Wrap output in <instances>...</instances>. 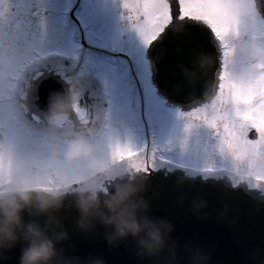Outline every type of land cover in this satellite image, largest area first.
I'll return each mask as SVG.
<instances>
[{
	"label": "rangeland",
	"instance_id": "374dc122",
	"mask_svg": "<svg viewBox=\"0 0 264 264\" xmlns=\"http://www.w3.org/2000/svg\"><path fill=\"white\" fill-rule=\"evenodd\" d=\"M65 5L64 0H0V93L6 84L2 79L4 71L14 72L12 64L18 58H26L21 66L23 77L40 58H43L41 61H60L58 58L61 56L76 54L78 47L73 41L77 33L74 31L69 43V32L62 25L60 10ZM86 7L87 10L96 9L101 5L96 1H87ZM138 9L144 15L146 13L144 20L136 17ZM101 10L105 13L104 25L97 18V11L85 13V18L93 23V27L85 29L82 38L94 46L114 51L117 64L122 70L133 61L139 80L143 83L142 91L148 89V98L144 103V121L142 122L138 113V105H135V109H129L132 114H127V89L129 93L132 91L131 88L124 87L123 73L116 74L107 67H104V72L99 69V80L106 90L105 94L116 95L115 101L119 102L111 115L110 131L94 144L77 147L75 153L70 152V147L60 148L24 135L21 141L18 137L19 146L6 142L3 145L7 144L6 150L4 148L0 155V181L7 180L8 186H16L27 178L36 185H49L54 182L51 178L45 181L50 176L55 180L59 179V182L52 185L74 184L79 188L97 178L104 169L108 172L106 170L110 167L106 165V161L120 154L130 157L127 162H136L147 145L148 137L151 146L149 153L147 151L149 161L179 160L192 162L195 166L206 165L215 170H224L228 179L236 176L247 179L249 182L243 181L246 188L261 195L264 192V139L261 138V132L264 133V19L255 12L253 0H183V4L180 3L182 17L204 18L220 40L223 78L221 93L217 99L226 96L229 103L225 105L228 108L229 128L236 132H228L227 140H221V134L220 138H214L208 155L204 157L207 150L199 146V140L193 136L192 151L189 139L197 120L198 124L207 127L206 111L212 109L204 108V112L194 114L193 111L187 114L162 110L160 102L155 98L157 93L154 95L152 89L150 64L141 54L145 40L148 38L151 41L168 23V3L164 0H106L102 2ZM142 24H148L147 31L141 30ZM125 31L126 36L122 38L121 34ZM2 46L7 48L2 49ZM32 48L38 51L40 58L35 54L31 55ZM133 49L137 51L131 52ZM46 51L48 52L42 57L41 54ZM70 61L75 63L71 55ZM18 63L19 61L16 64ZM89 63L95 65V62ZM83 70L84 75L88 74L85 64ZM94 70L97 71L96 68ZM6 75L15 78L12 73L6 72ZM12 85L17 88L16 83ZM255 95L258 98L253 101ZM214 105L216 104L213 103L212 106ZM6 107L0 103V115L5 122L8 114ZM10 123L15 124L13 117ZM36 126L41 133H49L52 129L44 124ZM249 128H256L261 134L260 138L248 139ZM210 130L215 137L221 127L214 121ZM203 134L208 138L206 131ZM197 136L201 138L200 131H197ZM221 144H226L222 156ZM207 162L210 164L207 165Z\"/></svg>",
	"mask_w": 264,
	"mask_h": 264
},
{
	"label": "water",
	"instance_id": "95a60500",
	"mask_svg": "<svg viewBox=\"0 0 264 264\" xmlns=\"http://www.w3.org/2000/svg\"><path fill=\"white\" fill-rule=\"evenodd\" d=\"M167 1L170 21L147 50L151 80L167 101L189 109L213 96L219 52L205 23L180 17L177 0ZM254 3L264 17V0ZM49 83L39 85V100L49 93ZM101 186L98 208L91 213L79 206L80 188L64 193L46 212L35 206L23 211L25 224L38 222L53 241L55 254L46 264H264V195L244 182L127 169ZM118 188L131 191L127 203L148 227L121 234L106 222L105 201ZM153 227L159 241L149 235ZM28 243L21 233L13 246L0 248V264H21Z\"/></svg>",
	"mask_w": 264,
	"mask_h": 264
},
{
	"label": "flooded vegetation",
	"instance_id": "af4514ba",
	"mask_svg": "<svg viewBox=\"0 0 264 264\" xmlns=\"http://www.w3.org/2000/svg\"><path fill=\"white\" fill-rule=\"evenodd\" d=\"M59 1L61 2V0ZM64 1H66V5L64 9L60 10V15L63 28L69 32V43L71 41V33H74V31L77 33V36L73 41V44L76 43L78 47L77 52L76 54H70L71 59H73L75 63H71L70 55H67V57L62 56L60 61L55 62L48 60V62L43 65L34 64L30 71H27L22 77V59L18 58V60H15L12 64V66H14V72L4 71L2 79L6 82V84L4 85L3 91L0 93V103L7 106L6 113L8 114L6 117L7 122H5L3 120V116L0 115V155L2 154L4 148L6 150L8 142H11V144L13 143L15 146H19L18 137L21 141L23 135L31 137L35 140L41 139L43 142L67 149L72 145H75L77 149V147L88 144L91 145L101 140L105 133L110 131L112 122L111 115H113L114 107L117 109L119 106V102L115 101L116 95L111 96L110 94H105L106 90L103 89V85L100 84L101 81L99 80L98 73L99 69L100 71L104 72V67L110 68L116 74H120L121 72L123 73L122 83L124 87H129L132 91V93H129L127 89V114H132L130 113L129 109H135V105H138V113H140L142 122L144 121V103L148 98V89L147 91H142L143 83L139 80L133 61L126 69L122 70L117 64L118 60L115 58L116 53H113L114 51L94 46L82 38L84 30L93 27V23L85 18V13L91 12L92 10H94V12L97 11L96 15L98 16L97 18H99L100 23L102 25L105 24V13L101 9L102 2H106V0ZM87 1H96L101 5V7L96 9L88 8L87 10ZM136 6L138 7L137 4ZM108 8L110 9V6ZM145 15L143 11L138 9L136 17H140L141 20H144ZM147 29L148 24H142L141 30L147 31ZM125 36L126 31L124 33L122 32L121 34L122 38ZM2 39L5 41V38ZM145 41L146 42L143 43V47L141 48V54L144 56V59L146 58V62L149 63L146 54L149 39L147 38ZM142 42L138 43L141 44ZM9 46H11V43ZM1 48L4 49L7 47L2 46ZM135 51L137 50L133 49L131 52ZM126 60L130 62L129 58ZM18 61L19 63L16 64ZM89 62H95V65L90 64ZM83 64L88 67L89 72H92L89 73L87 71L88 74L84 75L85 73L83 70ZM94 68H96L97 71H95ZM6 72L9 74L12 73V75H15V78H11L9 75H6ZM222 78L223 73L221 70L217 89L213 97L209 101L207 100V102L201 103L200 105L189 110H182L167 104V101H165V99H163L161 96L155 95L154 91L155 98L158 102H160L162 110L167 109L170 111H180V113L187 114L193 111L194 114L203 111L204 108L212 109L206 111L207 127H205L206 125L198 124L199 122L197 120V122L194 123L196 124V128L193 131L192 137L189 139V144L192 151L193 136L196 140H199V146L202 149L205 148L207 150L203 154V157L208 155L214 138H220L221 134V140H227L228 132L236 133L233 129L229 128V114L227 112L228 108L226 107L229 103L226 101V96H224V98H220L219 100L217 99L219 97V93H221ZM43 81H49L52 82V84L49 83L47 86L49 88V93H47V96L44 97L43 100H39L37 96L38 87ZM13 83H16L17 88L13 87ZM148 87H150V85ZM230 95H232V93H230ZM232 97L233 95L231 98ZM253 98V101H255L258 98V95H255ZM213 103L216 105L212 106ZM247 104L248 103H246L245 106H247ZM54 107H56L60 112V116L57 120L52 121L49 119V116ZM241 108L243 109V107ZM12 117L15 119L14 125L10 123V119ZM214 121L221 127V130L218 131L219 133H217L215 137L212 136L210 130ZM36 124H44L45 126L47 125L52 127V129H50L49 133L46 131L41 133L38 128H36ZM236 127L237 126H234V128ZM252 130H254L253 136L249 138V131L251 132ZM197 131H200L201 138L197 136ZM204 131L208 133V138H206L203 134ZM249 131L247 132L248 139L257 140L260 138L259 136H261V134V138L263 137L264 139V133L261 132L260 134L256 128H249ZM41 134L44 137H40ZM6 142V146H3ZM146 142L147 145H145L144 151L141 153L142 156L140 155L136 162H127L126 160L130 157L125 154H120L116 158L106 161V165L110 167V169L106 170L108 171L107 175L102 176L103 174L101 173L97 178H94L91 183H85L81 187L85 188L91 185L94 186L98 191L102 188L101 185L106 178H113L118 174H123L127 171V169H138L144 170L146 172L157 169L162 171L165 170V172L178 170V172H181L183 175L193 176L199 174L203 177L210 175V171H213L217 174H223L224 172L220 169H212L206 165L195 166L192 162H179V160L170 162L169 160H158L151 162L147 157V151L149 153V149L151 148L148 137ZM220 147L222 150V152H220V156H222V154L225 153L226 144H221ZM209 164L210 162H207V165ZM51 173H53V171H51ZM49 178H51V181H54L55 183L59 182V179L55 180L50 176L45 179V181H48ZM232 180L236 183L243 181L249 182L247 179H241L238 176L234 177ZM6 181L7 180L0 181V194L7 192L12 187H14L8 186L9 184L6 183ZM54 182L51 183L54 184ZM52 184H42L37 186L49 189H63L64 193L72 191L71 188H76L75 185L70 186V184ZM261 195H264V192L261 193Z\"/></svg>",
	"mask_w": 264,
	"mask_h": 264
},
{
	"label": "clouds",
	"instance_id": "9594fccd",
	"mask_svg": "<svg viewBox=\"0 0 264 264\" xmlns=\"http://www.w3.org/2000/svg\"><path fill=\"white\" fill-rule=\"evenodd\" d=\"M60 112L53 108L49 119L55 121ZM76 146L70 147L75 153ZM64 194L63 189H49L38 187L30 179H22L18 185L5 193L0 194V248L11 247L20 238L22 233L29 241L22 251L21 264H46L55 254L54 244L45 229L36 221L25 224L22 213L35 206L40 212L59 204ZM131 191L118 188L117 192L105 201L110 214H105L106 222L114 223L118 232H139L148 227V221L141 224L136 215L135 208L127 203ZM79 206L85 213H91L98 208L97 190L94 186L79 190ZM149 235L153 240H160L159 230L152 228Z\"/></svg>",
	"mask_w": 264,
	"mask_h": 264
},
{
	"label": "snow or ice",
	"instance_id": "6c2138e0",
	"mask_svg": "<svg viewBox=\"0 0 264 264\" xmlns=\"http://www.w3.org/2000/svg\"><path fill=\"white\" fill-rule=\"evenodd\" d=\"M178 2L183 4V0H178ZM181 11H183V8H181ZM169 13H171V4L169 5Z\"/></svg>",
	"mask_w": 264,
	"mask_h": 264
},
{
	"label": "bare ground",
	"instance_id": "6f19581e",
	"mask_svg": "<svg viewBox=\"0 0 264 264\" xmlns=\"http://www.w3.org/2000/svg\"><path fill=\"white\" fill-rule=\"evenodd\" d=\"M138 169H134V172L137 171Z\"/></svg>",
	"mask_w": 264,
	"mask_h": 264
}]
</instances>
